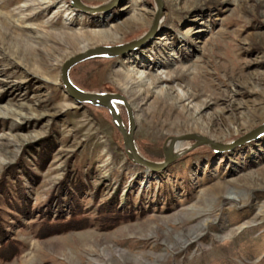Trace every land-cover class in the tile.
Returning a JSON list of instances; mask_svg holds the SVG:
<instances>
[{
    "label": "rangeland",
    "instance_id": "rangeland-1",
    "mask_svg": "<svg viewBox=\"0 0 264 264\" xmlns=\"http://www.w3.org/2000/svg\"><path fill=\"white\" fill-rule=\"evenodd\" d=\"M156 13L154 0L94 13L69 0H0V264H264V133L219 151L176 140L186 151L151 171L128 160L106 108L77 103L61 85L65 60L139 38ZM93 32L114 38L87 41ZM165 74L168 83L150 84ZM133 75L148 89L134 106ZM69 76L124 96L149 160H163L169 136L232 143L264 122V0H162L144 43L81 61ZM185 92L195 98L181 100ZM59 203L63 221L78 224L51 233ZM108 205L124 219L108 223Z\"/></svg>",
    "mask_w": 264,
    "mask_h": 264
},
{
    "label": "water",
    "instance_id": "water-1",
    "mask_svg": "<svg viewBox=\"0 0 264 264\" xmlns=\"http://www.w3.org/2000/svg\"><path fill=\"white\" fill-rule=\"evenodd\" d=\"M69 1L74 8L80 11L94 13V12L106 11L110 9L112 6H114L117 3L118 0H109L97 6L87 5L85 2H83V0H69ZM154 2L157 7V13L154 17L151 27L147 30V32H145V34H143L139 38L121 44L101 45V46L89 48L68 58L62 63L60 67V80H61V85L63 86L66 94L70 96L73 100H75L77 103L80 104L89 103L94 106L106 108L109 112L112 123L121 134L123 151L126 157L128 158V160L135 165H139L151 171H158L165 168L169 163L174 161L180 154L186 151V149L173 151V143L175 140H194L195 142L190 148L195 147L196 145L205 144V145H209L213 150L219 151L240 145L245 141L254 139L259 135L263 134L264 122L255 129H253L252 131H250L249 133L237 139L236 141L227 144L216 143L211 139H208L198 134H188L185 136H177V137L169 136L165 139L164 144L162 146L163 160L152 161L147 159L140 153L135 143L133 137L135 122L133 119L131 107L128 104V102L125 100L124 96L119 93L96 92V91L84 90L78 87L71 80L69 76V70L73 65L93 57H104V56L110 57V56L121 55L124 52L129 51L141 45L149 37H151L156 31L157 24L162 13V0H154ZM118 103H121L125 106L128 117V122L126 125L123 123V120L121 119V116L119 114L118 107L116 106V104Z\"/></svg>",
    "mask_w": 264,
    "mask_h": 264
},
{
    "label": "bare ground",
    "instance_id": "bare-ground-1",
    "mask_svg": "<svg viewBox=\"0 0 264 264\" xmlns=\"http://www.w3.org/2000/svg\"><path fill=\"white\" fill-rule=\"evenodd\" d=\"M141 19L140 17H138L137 19L135 18L134 20H129L130 23H133L134 25L136 24H139L138 20ZM126 24V23H125ZM121 25V24H120ZM122 30V28H121ZM86 40L87 41H95V42H101V41H107V40H111L113 39V34L112 33H109V32H93V33H90L88 35H86ZM88 43V42H87ZM86 50V49H85ZM133 78H125L126 80H128L127 82H129V90H128V98H129V103L134 106L135 104L132 102L133 100L135 101L136 98H139L141 95H142V92L143 94L146 93L148 91L147 88H142V84L141 82L142 81H135L136 78H134V75L132 76ZM171 79V76L168 75V74H165V76H156L155 78L151 79L150 81V84L151 85H155L156 83H159V82H165V83H168ZM146 91V92H145ZM163 90H161L162 92ZM167 91V90H166ZM161 94H165V91H163V93ZM158 96V95H156ZM182 98V99H181ZM194 95L193 93H182V95L180 96V99L181 100H188V99H194ZM207 108V103L206 102H200V104L197 105L196 107V110L198 113H200L201 111H203V109ZM210 121V120H209ZM234 120L232 117H226L225 118V122H228V123H232ZM212 122V121H211ZM208 123V122H207ZM229 127V126H228ZM179 141H174L173 143V151H179L181 148H180V144L178 143Z\"/></svg>",
    "mask_w": 264,
    "mask_h": 264
},
{
    "label": "trees",
    "instance_id": "trees-1",
    "mask_svg": "<svg viewBox=\"0 0 264 264\" xmlns=\"http://www.w3.org/2000/svg\"><path fill=\"white\" fill-rule=\"evenodd\" d=\"M106 110V109H105ZM107 111V110H106ZM122 147H123V145H121ZM79 182V181H78ZM72 188H73V190L74 191H78V188H81V186H79V184H76V183H73L72 184ZM61 202V201H60ZM113 203L111 204L112 206H115V204H116V200L115 201H112ZM65 203V202H64ZM68 205V207H71V206H74V210H75V212H73L74 210H72L71 211V213L70 214H73V216L74 215H78V211H77V209H76V206L73 204V203H77V200L75 199V198H72L69 202H66ZM60 204V203H59ZM58 204V214L59 215H57L54 219L55 220H59V222L57 223V224H55V226H57V227H54L53 229H51L50 231H51V233H56V232H61V231H64V230H66L68 227H70V226H73V225H75V224H78V223H75V221H73V220H67V221H63V219H64V215H63V213H62V209H64V205L62 204H60L59 205ZM114 204V205H113ZM112 206H106V207H102L101 208V211L103 212V209H105L106 211H104V215H105V217H107V218H109L107 221H108V223H113V222H115V221H118V220H123L124 218L123 217H121V214H120V212L118 211V210H115V209H112L113 207ZM116 207V206H115ZM48 210H49V207H48ZM79 210V209H78ZM115 210V211H114ZM21 211V210H20ZM101 213V212H100ZM122 213V212H121ZM47 217L48 218H51L50 217V213L47 215ZM69 217V216H68ZM122 218V219H121ZM47 219V218H46ZM109 220H110V222H109ZM77 222V221H76ZM1 235H2V231H1V229H0V238H1ZM0 242H2V241H0ZM7 253H9V254H11V253H13V252H15V251H13L12 249H11V251L9 250V251H6ZM9 256V255H8Z\"/></svg>",
    "mask_w": 264,
    "mask_h": 264
}]
</instances>
